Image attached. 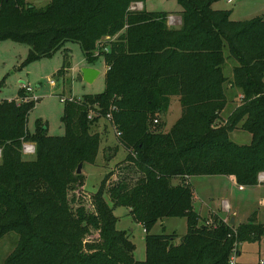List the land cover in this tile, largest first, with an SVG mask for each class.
<instances>
[{"label":"trees","instance_id":"trees-1","mask_svg":"<svg viewBox=\"0 0 264 264\" xmlns=\"http://www.w3.org/2000/svg\"><path fill=\"white\" fill-rule=\"evenodd\" d=\"M143 1L50 0L37 7L0 0V42L27 45L24 65L72 42L88 64L103 57L107 66L102 93L64 103L63 136H50L41 119L28 130L38 101H22L21 88L18 98L0 100V239L18 236L3 264H228L235 245L240 255L241 244L264 237L255 216L235 226L211 214L207 225L194 210L189 182L228 176L253 187L264 174V16L233 21L231 11L213 8L218 0H177L176 28L167 12L131 8ZM65 50L57 76L71 66ZM228 59L236 62L232 78L223 70ZM228 85L243 103L222 121ZM174 97L182 115L165 131ZM110 113L108 124L128 152L126 168L139 177L111 183L106 175L96 192H87L76 171L95 164L104 137L93 126ZM239 128L251 134L250 144L230 139ZM27 143L36 147L33 160L24 159ZM117 207L143 227L144 261L135 259L129 233L117 229ZM167 218L187 220L180 240L152 233Z\"/></svg>","mask_w":264,"mask_h":264},{"label":"rangeland","instance_id":"rangeland-1","mask_svg":"<svg viewBox=\"0 0 264 264\" xmlns=\"http://www.w3.org/2000/svg\"><path fill=\"white\" fill-rule=\"evenodd\" d=\"M49 1L27 0L37 7H43ZM227 2L228 0H218L213 8L231 11V19L233 20L245 21L256 16H264V0H233L231 4ZM141 5H143L141 10L144 9L148 12L173 14L174 26L179 21L175 15L182 10L177 0H145ZM66 48L69 49L71 66L63 76H57V72L63 67ZM65 49L59 50L52 58H45L24 65L29 52L27 45L13 41L0 42V98L6 100L18 98L22 84L34 88L35 94L39 97L36 107L28 116L27 128L31 133L36 129V121L41 119L47 124L50 136H63L65 128L61 118L65 104L62 98L80 99L84 95L99 94L105 90L106 63L104 58L101 57L94 63L88 64L78 43L69 42ZM224 53L226 57L229 55L227 48H225ZM86 64L95 67L101 73L94 83L79 81L80 70ZM234 66H236V62L233 59L226 61L223 70L227 77H233ZM3 81L4 83H2ZM51 81L55 82L54 87L50 85ZM238 92L239 90L234 89L228 95L229 102L223 112L225 119L230 116L235 107L243 103ZM170 100L177 99L171 98ZM166 114L165 112V117ZM223 117L220 118L222 121ZM175 122L176 114H169L166 117L165 131L170 130ZM93 127L102 134L106 133V136L100 146L95 164L83 165L85 190L91 193L96 192L106 175H115L111 177V183L123 176H130L136 180L139 174L135 173V169L126 168L130 166V163L125 161L128 152H123L120 149L116 129L108 124L105 119H101ZM230 139L237 144L247 145L251 143L252 137L250 133L239 128L230 134ZM34 158L35 154H24L25 160H33ZM108 163L109 166L105 167ZM175 182L177 183V181ZM190 182L196 195L193 207L196 212L205 217L202 220L208 221L213 213L223 217L235 214L239 222L247 223L250 218L255 216L258 223L264 224V185L244 187L242 191L239 189V185L228 176H195ZM106 200L111 206L108 196H106ZM225 202L231 206V209L225 208ZM114 215L118 218L117 229L127 231L135 244V259L144 261L146 257L144 237L146 234L143 227L133 220L129 209L125 207L115 208ZM187 228L185 218H167L163 222H159L153 228L152 233L176 234L180 240L187 233ZM17 240L16 233H10L0 239V264H3L13 252ZM241 252L242 256L238 259L241 264H260L261 262L264 264V237L260 242L243 243Z\"/></svg>","mask_w":264,"mask_h":264},{"label":"crops","instance_id":"crops-1","mask_svg":"<svg viewBox=\"0 0 264 264\" xmlns=\"http://www.w3.org/2000/svg\"><path fill=\"white\" fill-rule=\"evenodd\" d=\"M229 1V0H228ZM228 3V2H227ZM233 3V2H232ZM229 4H231V3H229ZM142 7H143V5H142ZM182 11V10H181ZM181 11L177 14V15H175V17L179 20V21H177V23L175 24V27L176 28H179L180 26H181V23H182V21H181V15H180V13H181ZM170 15H173V14H170ZM174 16V15H173ZM261 16V15H260ZM231 17H232V15H231ZM256 17H259V16H256ZM255 18V17H254ZM253 19V18H252ZM233 20V19H232ZM250 20V19H249ZM233 21H242V20H233ZM244 21V20H243ZM246 21V20H245ZM85 67H91V68H94V69H96L95 67H93V66H90V65H88V64H86L85 65ZM97 70V69H96ZM106 72H107V66H106V71H105V74H106ZM101 75V73L99 72V75L97 76V78L99 77ZM97 78L92 82V83H94L96 80H97ZM232 90H234L233 88H232V86L231 85H228L227 87H226V95H227V98H228V102H229V97H228V95L232 92ZM238 94H239V98H243V96H242V93L241 92H238ZM175 98V97H174ZM175 99H177V100H170V105H169V108H168V111H167V116L169 115V114H176V121L180 118V116L182 115V111H183V109H182V106H181V103H180V100L178 99V98H175ZM238 107V106H237ZM237 107H235V109L237 108ZM234 109V110H235ZM224 112V111H223ZM223 112L221 113V116L223 117ZM166 116V117H167ZM166 117L164 116L163 118H164V120L166 121ZM225 118L223 117V120H224ZM225 120H227V119H225ZM167 124V123H166ZM96 130V129H95ZM98 133H100L99 131H97ZM104 138H105V136L102 134V133H100ZM120 145V144H119ZM120 149H122V151L123 152H126L121 146H120ZM1 159V158H0ZM109 166V163L105 166V167H108ZM113 176H115V175H113ZM112 176V177H113ZM231 179H232V181L234 182V183H236V184H238L237 183V181L233 178V177H230ZM112 179V178H111ZM192 178H190V180H191ZM190 180H189V182H190ZM191 183V182H190ZM261 185H264V181H260V175H259V181H258V184L257 185H255V186H261ZM241 187H243L242 189H241ZM84 189H85V186H84ZM239 189L240 190H244V186H240L239 185ZM195 193V192H194ZM195 198H196V195H195ZM225 208L227 209V208H230L231 209V206L229 205V204H227V202H225ZM195 210V209H194ZM198 213V212H197ZM199 214V213H198ZM214 215H217L218 217H220L222 220H224L225 222L227 221V220H231V217H233L234 216V218H235V226H238V225H240V224H245V222H239L238 221V217H236V215L235 214H232V215H228V216H226V217H223L222 215H219V214H217V213H213ZM200 215V214H199ZM200 217H201V219L202 218H205V217H202L201 215H200ZM141 225V224H140ZM243 246V244H241L240 246H239V253H240V255H239V258H241V256H242V252H241V247ZM240 263V262H239ZM241 264V263H240Z\"/></svg>","mask_w":264,"mask_h":264},{"label":"built area","instance_id":"built-area-1","mask_svg":"<svg viewBox=\"0 0 264 264\" xmlns=\"http://www.w3.org/2000/svg\"><path fill=\"white\" fill-rule=\"evenodd\" d=\"M232 2H233V0H229L228 1V3H232ZM131 8L133 10H141L142 9V5L137 3V4L132 5ZM173 22H174V17L170 16L169 17V24L170 25H174ZM104 51L108 52L109 48H106ZM50 85L52 87H54L55 86V82L51 81ZM21 89H22V91H24V94H25V96L22 98V101H24V102H32V101L33 102H37L38 101L39 97L35 94L34 88H32L31 86H29L27 84H22L21 85ZM0 100H2V99L0 98ZM67 100L72 101V100H74V98H67V97L66 98L65 97L62 98L63 103H65ZM93 116L94 115L91 114L90 118L93 117ZM112 119H113V117H112L111 113L108 114L107 117L105 118V120H107L108 122H111ZM157 122L158 121L155 120V123H157ZM118 136H120L119 132H118ZM35 152H36V147L33 144H31V143L24 144V146H23V154H35ZM0 155H1V151H0ZM260 181H264V174L260 175ZM242 188L243 187H241V189ZM206 224L207 225H212L213 224L212 220L209 219L206 222ZM238 259H239L238 248H237V245H235L234 250L232 251V253L230 255L228 264H239ZM260 264H263V262H261Z\"/></svg>","mask_w":264,"mask_h":264},{"label":"water","instance_id":"water-1","mask_svg":"<svg viewBox=\"0 0 264 264\" xmlns=\"http://www.w3.org/2000/svg\"><path fill=\"white\" fill-rule=\"evenodd\" d=\"M98 75H99V71H97L96 69L91 68V67H83L79 73V81H85L88 83H92L97 78ZM82 171H83V165L80 164L77 168L76 174L80 175L82 174ZM229 223L231 225H235L234 216L231 217V220L229 221Z\"/></svg>","mask_w":264,"mask_h":264}]
</instances>
